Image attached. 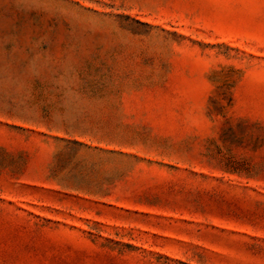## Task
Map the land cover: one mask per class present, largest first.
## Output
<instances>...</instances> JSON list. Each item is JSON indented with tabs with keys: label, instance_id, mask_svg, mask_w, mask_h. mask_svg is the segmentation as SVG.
<instances>
[{
	"label": "rangeland",
	"instance_id": "374dc122",
	"mask_svg": "<svg viewBox=\"0 0 264 264\" xmlns=\"http://www.w3.org/2000/svg\"><path fill=\"white\" fill-rule=\"evenodd\" d=\"M0 264H264V0H0Z\"/></svg>",
	"mask_w": 264,
	"mask_h": 264
}]
</instances>
